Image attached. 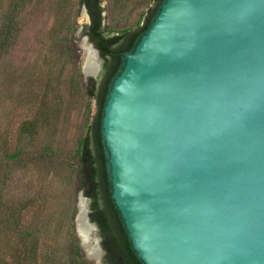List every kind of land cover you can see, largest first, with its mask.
Listing matches in <instances>:
<instances>
[{
  "label": "water",
  "instance_id": "obj_1",
  "mask_svg": "<svg viewBox=\"0 0 264 264\" xmlns=\"http://www.w3.org/2000/svg\"><path fill=\"white\" fill-rule=\"evenodd\" d=\"M122 59L101 132L137 257L264 264V0H161Z\"/></svg>",
  "mask_w": 264,
  "mask_h": 264
},
{
  "label": "rangeland",
  "instance_id": "obj_2",
  "mask_svg": "<svg viewBox=\"0 0 264 264\" xmlns=\"http://www.w3.org/2000/svg\"><path fill=\"white\" fill-rule=\"evenodd\" d=\"M156 3L102 0L105 34L138 30ZM82 15L79 0H0V264H97L77 229L79 154L98 111Z\"/></svg>",
  "mask_w": 264,
  "mask_h": 264
},
{
  "label": "trees",
  "instance_id": "obj_3",
  "mask_svg": "<svg viewBox=\"0 0 264 264\" xmlns=\"http://www.w3.org/2000/svg\"><path fill=\"white\" fill-rule=\"evenodd\" d=\"M161 0L150 10L145 24L135 31L107 36L104 29L102 0H79V7H87L91 23L84 28V35L100 51L104 60L102 79H90L87 94L96 99L98 111L83 140L79 154L80 188L91 199V221L96 223L102 236L105 264H143L129 240L120 212L111 192L105 147L102 141V117L112 79L123 62V54L131 50L138 37L147 29Z\"/></svg>",
  "mask_w": 264,
  "mask_h": 264
},
{
  "label": "bare ground",
  "instance_id": "obj_4",
  "mask_svg": "<svg viewBox=\"0 0 264 264\" xmlns=\"http://www.w3.org/2000/svg\"><path fill=\"white\" fill-rule=\"evenodd\" d=\"M83 19H87V16L83 12L82 15ZM83 48L87 52V57L85 60V71L87 74L94 75L97 72L100 58L98 59V56L96 54V51L92 48H90L89 44H87L85 41H83ZM80 204H79V214L77 216V229L80 235V238L82 240V244L84 246V249L87 252V255L90 259L94 260L97 262V264H101V259H102V254L98 249V242L99 240L94 237L95 233V228L93 229V226H90L86 221H85V214L88 211L87 207V201L85 198L80 196ZM92 231V232H91ZM90 232L92 233L91 240L92 244H89L87 242L89 238Z\"/></svg>",
  "mask_w": 264,
  "mask_h": 264
},
{
  "label": "flooded vegetation",
  "instance_id": "obj_5",
  "mask_svg": "<svg viewBox=\"0 0 264 264\" xmlns=\"http://www.w3.org/2000/svg\"><path fill=\"white\" fill-rule=\"evenodd\" d=\"M91 23V22H90ZM103 65H104V60H103V64H102V69H101V72H100V75H99V77L96 79L97 81H100L101 79H102V77H103V75H102V72H103ZM98 226V225H97ZM99 228V227H98ZM99 231H100V229H99ZM103 247V246H102Z\"/></svg>",
  "mask_w": 264,
  "mask_h": 264
}]
</instances>
